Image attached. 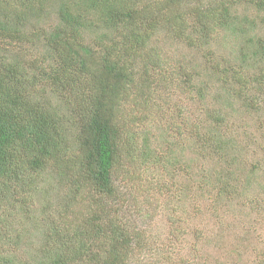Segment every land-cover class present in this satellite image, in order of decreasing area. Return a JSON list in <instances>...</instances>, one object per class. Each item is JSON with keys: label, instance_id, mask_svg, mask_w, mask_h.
I'll return each mask as SVG.
<instances>
[{"label": "trees", "instance_id": "trees-1", "mask_svg": "<svg viewBox=\"0 0 264 264\" xmlns=\"http://www.w3.org/2000/svg\"><path fill=\"white\" fill-rule=\"evenodd\" d=\"M224 1L226 4L244 2L253 5L256 11L264 10V0ZM224 1L76 0L73 6L70 1L61 0L54 7L56 23L45 29L40 24L46 20L39 17L49 14L46 0H0V195H6L13 183L26 182L24 177L28 171L52 170L47 173L51 180L58 179L60 184L66 182L70 187L58 196L56 203L64 218L60 216L61 219L52 221L57 228L53 223L48 226L45 241L38 248L39 255L47 253L48 260L40 256L36 264H127L133 250L129 242L137 234L126 230L114 210L118 211V207L109 203L117 190L113 173L124 158L145 162L153 152L149 138L145 136L138 143L131 133L134 119L117 110L120 95L128 83L133 88L137 84L133 81L138 73L134 70L135 56L147 55L138 60L139 72L141 70L138 76L143 77V86L149 83L146 65L150 63L155 67L156 59L161 58L153 49L148 55L144 46L169 18H181L182 3H197L202 7L200 11L190 9L196 13V27L209 31L237 17ZM28 19L39 25L36 34L25 29L30 25ZM207 22L210 24H205ZM233 25L230 33L236 35L238 27ZM192 29L185 34L188 45L195 43ZM204 31L199 38H203ZM91 32L95 33L93 37L88 36ZM37 39H42L46 55V63L41 66L35 63L37 58L30 61L31 68L30 62L24 65L19 56L10 54L6 48L23 42L33 44ZM259 42L255 51L249 52L245 46L234 61L227 58L221 64L211 65L218 84L223 83V87L228 82L233 95L236 94L225 96L229 103L237 99L244 101L242 104L247 108L261 106L258 97L264 98V40ZM255 60L261 64L257 66L252 62ZM254 66L258 72L254 71ZM246 69L249 74L243 76L241 73ZM189 71H182L183 79L179 84L193 87L196 82L197 93L204 97L205 84L215 81L207 82L198 72ZM157 79L156 83L160 80ZM245 83L255 85L256 93L248 86L245 88ZM40 87H44L40 92L44 100L37 96ZM45 92L53 95L48 99ZM134 117L141 124L147 119L145 114ZM230 117L231 114L222 111V106L211 105L194 122L183 119L182 127L194 135L201 155L222 160L227 157V147L231 151L236 148L233 162L238 158L241 161L240 149L247 146H235L237 138L233 134L230 141L223 137V131L233 125ZM155 155L153 153L157 162L161 157ZM258 164L264 169V162L259 160L254 163L252 173ZM207 175L206 184L210 177ZM217 187L225 193L228 191L227 182ZM79 189L84 197L90 192L91 200L86 207L81 204L84 198L78 194ZM168 190L169 186L159 185L158 193ZM10 203H5L7 210L12 206ZM79 205L86 216L72 226L79 217L76 210ZM137 237L140 240L141 237ZM14 259L0 256V264H14Z\"/></svg>", "mask_w": 264, "mask_h": 264}, {"label": "rangeland", "instance_id": "rangeland-1", "mask_svg": "<svg viewBox=\"0 0 264 264\" xmlns=\"http://www.w3.org/2000/svg\"><path fill=\"white\" fill-rule=\"evenodd\" d=\"M68 1L73 6L76 4V0ZM55 3L46 0L49 14L39 17L46 20L38 23L45 29L56 23L54 7L58 4ZM224 3L237 17L220 27L203 30V38H199L203 31L196 27V13L193 14V9L200 11L202 7L197 3H182L179 10L183 19L169 18L162 24L161 31L152 34L144 46L148 55L153 49L161 58L156 59L155 67L150 63L146 65L149 83L143 86V77L138 76L141 72L138 60L147 55L135 56L134 70L138 73L133 81L137 84L133 88L128 83L120 95L117 110L134 119L131 133L138 143L145 136L149 138L152 152L158 153L156 158L161 157L157 162L153 153L145 162L124 158L113 173L117 190L109 203L118 207V211L114 210L126 230L141 237L140 241L136 235L129 242L133 250L127 264H264V169L258 164L252 173L256 161L264 162V98L258 97L261 106L254 109L247 108L242 104L244 101L237 99L229 103L225 96L233 95V88L227 85L228 82L223 87V83L218 84L211 69V65L221 64L223 59L234 61L245 46L249 52L258 49L259 40H264V10L256 11L253 5L244 2ZM27 22L30 24L25 27L27 32L36 34L39 25L33 19ZM233 24L242 29H236L239 32L236 35L230 33ZM191 29L195 43L188 45L185 34ZM94 35L91 32L88 36ZM41 40L6 48L10 54L19 56L24 65L37 58L35 63L41 66L46 63ZM252 62L257 66L261 64L256 60ZM29 66L31 68V62ZM256 69L254 66V71ZM189 70L198 72L207 82L215 81L205 84L204 97L197 93L196 82L193 87L179 84L183 79L182 71ZM241 74L247 76L248 69ZM157 78L160 79L158 83ZM244 85L255 92V85ZM262 86L264 88V84ZM43 91L44 87L37 89L41 99L44 95L40 92ZM45 93L48 99L53 95ZM213 104L222 106V111L232 115L229 119L233 125L223 131V137L230 141L233 134L237 138L235 146H247L240 149L241 161L238 158L233 162L236 148L231 151L227 147V157L222 160L201 155L194 135L182 127L183 119L194 122ZM142 114L147 119L141 124L134 116L140 118ZM48 172L52 170L28 171L24 177L26 182L13 183L6 195H0V256L14 259L13 252L14 264H36L40 256L48 260L47 253L39 255L38 248L44 243V234L52 221L63 217L56 208L58 196L70 189L66 182L60 184L58 179L51 180ZM207 173L210 175L208 184L204 181ZM221 182L228 183L226 193L222 188H216ZM163 184L169 186V190L158 193L159 185ZM79 193L84 198L81 204L86 207L91 200L90 192L85 197L80 189ZM7 202L12 205L8 210ZM76 210L79 217L72 226L86 216L81 205Z\"/></svg>", "mask_w": 264, "mask_h": 264}]
</instances>
